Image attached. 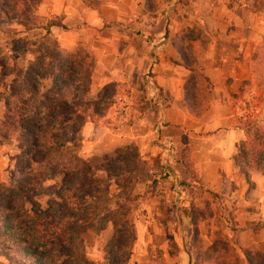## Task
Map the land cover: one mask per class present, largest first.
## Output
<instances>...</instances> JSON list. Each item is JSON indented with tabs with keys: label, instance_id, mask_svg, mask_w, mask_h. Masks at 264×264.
Returning <instances> with one entry per match:
<instances>
[{
	"label": "crops",
	"instance_id": "0c3cea01",
	"mask_svg": "<svg viewBox=\"0 0 264 264\" xmlns=\"http://www.w3.org/2000/svg\"><path fill=\"white\" fill-rule=\"evenodd\" d=\"M30 17L44 26L31 31L39 32L46 47L52 42L48 50L83 49L92 55L89 101L102 98L109 86L116 97L145 95L127 125L115 124L111 107L102 117L106 123H80L75 136L82 156L100 158L134 147L138 178L156 176L162 196L172 192L182 204L202 190L221 195L220 203L211 204L212 215L197 220L203 246L219 236L229 240L242 264H249L245 250L264 258V227H256L264 224V174L244 165L239 155L247 119L264 128V86L252 72V56L264 40V0H36ZM22 26L14 22L12 28ZM185 57L212 84L200 117L184 105L191 74ZM149 70L159 92L155 100L144 88ZM186 221L181 216L179 235L164 239L176 247L162 256L166 264H192L181 231ZM150 256L135 248L126 264H148Z\"/></svg>",
	"mask_w": 264,
	"mask_h": 264
},
{
	"label": "trees",
	"instance_id": "16d2710c",
	"mask_svg": "<svg viewBox=\"0 0 264 264\" xmlns=\"http://www.w3.org/2000/svg\"><path fill=\"white\" fill-rule=\"evenodd\" d=\"M34 1L0 0V22L22 21ZM184 61L191 71L184 83V105L190 114L200 117L209 106L206 92L212 84L192 60L185 57ZM92 63V55L83 49L63 58L40 54L29 64L25 86L12 88L7 110L0 116V140L9 141L19 134L28 144L14 180L0 181V254L15 264H126L129 237L123 209L107 217L115 234L100 262H86L74 242L76 232L91 224L105 195L106 186L97 173L120 176L132 169L121 149L91 162L75 159L64 151L68 135L80 123L95 122L108 110L102 101H79ZM0 66L4 67L1 60ZM252 72L264 86V40L252 56ZM45 76L51 78L52 89L42 107L35 108L32 114L31 98L39 94L38 80ZM245 124L246 139L239 147L241 161L264 174V128L255 118L247 119ZM57 175L60 185L46 188L44 184ZM190 177H194L191 171ZM43 194L51 198L46 207L33 200ZM192 212L185 215L191 263L242 264L227 238L218 236L208 247L202 245ZM257 226L264 224L259 222ZM244 256L249 264H264L260 253L245 250ZM158 260L164 264L162 257Z\"/></svg>",
	"mask_w": 264,
	"mask_h": 264
},
{
	"label": "rangeland",
	"instance_id": "374dc122",
	"mask_svg": "<svg viewBox=\"0 0 264 264\" xmlns=\"http://www.w3.org/2000/svg\"><path fill=\"white\" fill-rule=\"evenodd\" d=\"M36 2V0H35ZM13 21L0 22V60L3 68L0 66V116L6 112V101L10 97L13 87L23 88L26 84V72L29 64L34 62L40 54H49L54 57L63 58L72 52L50 51L49 46H45L42 36L39 32L31 31L39 28L41 21L31 18L30 13L27 14L21 24V30L12 28ZM7 75H3V73ZM88 72L85 75V87L79 96V101H89L87 91L89 87ZM39 94L31 98L30 112L33 114L35 108H41L46 101L45 97L50 94L52 82L49 76H45L38 80ZM117 95V90L112 86L104 90L103 96L94 102L104 103L111 107V103ZM134 104L144 101L145 95L143 91L133 95ZM247 103V102H246ZM134 112L136 111L133 110ZM134 117V116H131ZM134 119V118H132ZM97 121L105 122L104 118ZM109 120L108 123L111 124ZM112 124L111 127L112 128ZM78 127V126H77ZM68 135L64 151L75 159L91 162L99 158H85L83 151L80 150V141L76 140V129ZM116 129L113 126L112 129ZM28 144L23 141L19 134L11 136L9 141L0 140V181L12 182L17 175L18 164L25 158ZM124 156L129 159V165L132 168L120 176L113 175L110 172H98L97 177L102 180L106 186V192L100 201L97 211L91 218V224L81 227L74 235V242L77 250L82 258L89 263L100 262L105 256V248L113 240L115 230L112 222L107 217L112 213L126 212V229L129 237V247L127 252V260L134 249L144 252L151 251L149 264H162L158 257L167 256L176 252V247L165 242V237L171 241L172 237L178 236V223L181 216H185L189 211H193L197 220L205 216H211L213 213L212 203H220L221 195H206V190H202L201 196L195 194L194 200H188L185 197L182 204L178 203V197L173 195L162 196L159 193V182L157 177L152 175L148 179L140 180V169H138L139 153L134 147L122 148ZM60 176L46 182L44 186L47 188L51 185H60ZM170 185V189H172ZM213 198V202H211ZM34 201L39 203L40 207H46L47 202L51 198L47 194L35 197ZM191 201V202H190ZM182 206V207H179ZM125 217V216H124ZM196 220V222H197ZM178 221V222H177ZM188 220L186 221V225ZM171 225V228H168ZM171 234H168L169 231ZM185 237V229H181ZM201 240V239H200ZM202 242V241H201ZM203 245V244H202ZM136 246V247H135ZM151 248V249H150ZM191 253V252H190ZM165 255V256H164ZM162 257V258H163ZM257 258L258 257H254ZM164 259V258H163ZM164 264H166V261ZM128 263V262H127ZM0 264H15L6 259L5 255L0 254Z\"/></svg>",
	"mask_w": 264,
	"mask_h": 264
},
{
	"label": "built area",
	"instance_id": "2783aa9c",
	"mask_svg": "<svg viewBox=\"0 0 264 264\" xmlns=\"http://www.w3.org/2000/svg\"><path fill=\"white\" fill-rule=\"evenodd\" d=\"M144 88L147 91L150 99H157L159 92L154 84L152 71L149 70L144 76ZM112 119L118 127L127 125L131 121V114L134 110V101L126 93H121L119 96L115 97L111 103ZM169 176V174H167ZM173 180L174 178L171 177Z\"/></svg>",
	"mask_w": 264,
	"mask_h": 264
}]
</instances>
